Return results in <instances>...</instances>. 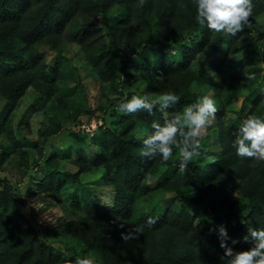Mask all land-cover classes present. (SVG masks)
Wrapping results in <instances>:
<instances>
[{
  "label": "trees",
  "instance_id": "trees-1",
  "mask_svg": "<svg viewBox=\"0 0 264 264\" xmlns=\"http://www.w3.org/2000/svg\"><path fill=\"white\" fill-rule=\"evenodd\" d=\"M253 4L250 26L231 36L200 25L195 0H144L142 7L139 0H0V95L13 106L30 88L41 93L55 116L41 138L47 140L61 128L59 121L71 113L68 97L76 88L66 78L64 56L51 66L40 47L59 48L77 17L81 25L72 41L96 79L116 94L113 103L102 106L109 109L88 145L84 138L70 140L80 147L67 144L62 154L41 153L37 175L44 177L37 183L38 193L63 210L52 233L36 222L38 213L29 217L23 210L19 185L5 172L9 153L4 148L0 264H74L78 257L94 264H226L220 259L225 252L220 226L227 229L230 247H252L249 227H264V159L241 158L232 145L243 118L254 112L264 119V70L252 72L256 78L251 81L243 75L246 68L249 72L250 66L264 64V0ZM151 52L160 54V64L152 62ZM160 73L163 82L155 78ZM164 91L179 97L169 109L161 111L156 105L151 114L141 110L130 115L117 110L133 95L150 92L156 99ZM202 95H211L218 108L214 124L201 138L202 155L183 173L175 148L167 163L144 157L143 140L153 131L152 122L163 124ZM3 122L0 136L7 134L26 166L23 145L11 125L6 126L9 117ZM211 139H217L219 148L209 147ZM73 149L84 154L75 159ZM89 149L97 166L86 156ZM67 162L77 170H67ZM93 167L102 168L98 185L111 194L108 203L85 181ZM30 173L23 172L22 179L32 183ZM178 199L183 206L177 208ZM149 217L156 218L151 227L146 224ZM135 225H144L143 233L124 242L121 232Z\"/></svg>",
  "mask_w": 264,
  "mask_h": 264
},
{
  "label": "rangeland",
  "instance_id": "rangeland-1",
  "mask_svg": "<svg viewBox=\"0 0 264 264\" xmlns=\"http://www.w3.org/2000/svg\"><path fill=\"white\" fill-rule=\"evenodd\" d=\"M80 25L81 19L79 17L69 23L65 31V42L59 48L40 47L46 61L51 66L62 59H60V55L64 56V68L69 70L66 78L70 79V86L76 88L68 97L72 111L71 113L65 112V117L59 121L61 128H57L58 130L55 134H50L47 140L41 138V133L44 134L49 131L50 120L54 119L55 116L51 112V104L45 106L43 96L35 88H30L18 105L9 106L7 100L0 95V125L4 123L3 121L6 117H9L10 122H8L9 124L5 122L6 126L9 129L11 125L16 138L23 145L20 150L26 152L25 159L27 160V165L23 166L19 160L20 151H13L8 144L7 134L3 133L0 136V154L4 148L9 153V158L5 163V172L14 183L19 185L17 189L18 199L25 198L26 204L22 207L27 216L30 217L38 213V217L35 219L36 222L50 231L49 233H52L58 227V223L62 221L63 210L48 195L42 196L38 193L37 183L44 177L43 174L37 175L40 172V168L37 169V164L42 162L41 153L49 155L50 152L58 150L62 154L63 151H66L63 146L67 144H71L72 148H79V145L72 144L71 141H80L83 138L85 144L88 145L87 142H90V136L93 135L89 129L92 130L94 127L93 131H96L100 117L109 109V106H106L105 109L102 106L110 105V101L113 103L116 96L112 88L105 86L96 79L92 68L86 66L82 59L83 55L80 52V47L72 41V36L79 30ZM206 54L207 51H204L197 56L194 64L196 67H200L199 62L204 60ZM151 59L154 64L162 62L160 54L155 52H151ZM248 69L250 73L256 70H264V64L258 62L255 66H250ZM216 79L219 81L220 76L216 75ZM50 114L52 116H49ZM143 132L142 128H140L139 133L142 134ZM78 133L81 137L77 139L74 134ZM206 133L207 129L204 135ZM87 134L89 135L86 136ZM209 147L211 149L219 148L217 139H211ZM73 150L74 152L71 156L75 159L80 158L84 154L81 149L79 151ZM92 152L89 149L86 156L87 158L90 156L88 160H91V163L97 166L95 155ZM66 169L77 170L75 166L68 162L66 163ZM28 170L34 176L32 183H29L28 178L22 179L23 172L28 173ZM101 174L102 168L93 167L84 175V178L87 184L100 194L102 201L108 203L111 194H109L107 189H103L98 185V178ZM175 206L178 208V206L182 207L183 204L178 199L175 201Z\"/></svg>",
  "mask_w": 264,
  "mask_h": 264
},
{
  "label": "clouds",
  "instance_id": "clouds-1",
  "mask_svg": "<svg viewBox=\"0 0 264 264\" xmlns=\"http://www.w3.org/2000/svg\"><path fill=\"white\" fill-rule=\"evenodd\" d=\"M144 0H139L142 7ZM197 15L196 20L200 25L206 26L211 32H223L231 36L242 32L250 26L254 4L253 0H195ZM138 75V72L135 73ZM243 75L251 81L256 78L255 73L245 69ZM157 81L163 82V73L155 74ZM154 94L144 92L143 95H133L131 99L119 104L117 110L130 115L141 110L149 114L156 105L164 111L177 104L179 97L172 91H164L152 99ZM264 104V100L261 101ZM218 108L216 101L211 95H202L194 103L184 107L182 112H173L171 118L163 124L153 121V131L143 140L142 155L149 160L160 158L167 163L173 156L174 148L179 151V172H186L193 158L202 155L201 138L206 129L214 124ZM233 148L237 156L241 158L264 159V119L254 112L240 121L234 133ZM117 220L119 218L117 217ZM156 223V218L149 217L146 224L148 227ZM123 227V224L120 225ZM144 225H135L128 232H121L124 242L137 239L143 233ZM249 236L253 241L248 250L237 251L228 245V232L224 226L218 229L220 246L225 250L220 257L221 262L226 264H264V227H249ZM245 236V240L249 239ZM237 243L236 240L232 241ZM74 264H94L90 258H77Z\"/></svg>",
  "mask_w": 264,
  "mask_h": 264
},
{
  "label": "built area",
  "instance_id": "built-area-1",
  "mask_svg": "<svg viewBox=\"0 0 264 264\" xmlns=\"http://www.w3.org/2000/svg\"><path fill=\"white\" fill-rule=\"evenodd\" d=\"M99 123H100V122H99ZM93 130H94V127H93V129H92V130H91V129H89V131H91V134H93V133H94V131H93ZM92 131H93V132H92Z\"/></svg>",
  "mask_w": 264,
  "mask_h": 264
}]
</instances>
